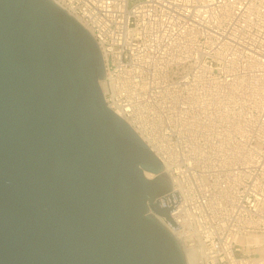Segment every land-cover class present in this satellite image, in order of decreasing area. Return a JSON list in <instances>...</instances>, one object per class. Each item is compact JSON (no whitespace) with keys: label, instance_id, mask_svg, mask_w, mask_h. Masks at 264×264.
Returning <instances> with one entry per match:
<instances>
[{"label":"water","instance_id":"obj_1","mask_svg":"<svg viewBox=\"0 0 264 264\" xmlns=\"http://www.w3.org/2000/svg\"><path fill=\"white\" fill-rule=\"evenodd\" d=\"M104 76L54 0H0V264H188L161 220L181 197Z\"/></svg>","mask_w":264,"mask_h":264},{"label":"built area","instance_id":"obj_2","mask_svg":"<svg viewBox=\"0 0 264 264\" xmlns=\"http://www.w3.org/2000/svg\"><path fill=\"white\" fill-rule=\"evenodd\" d=\"M54 1L97 41L107 104L178 191L175 226L161 220L188 264H264V0Z\"/></svg>","mask_w":264,"mask_h":264},{"label":"bare ground","instance_id":"obj_3","mask_svg":"<svg viewBox=\"0 0 264 264\" xmlns=\"http://www.w3.org/2000/svg\"><path fill=\"white\" fill-rule=\"evenodd\" d=\"M103 83H101L102 86ZM160 156V155H159ZM160 158L162 159V157L160 156ZM163 160V159H162ZM164 161V160H163ZM166 169L170 170V168L168 166H166ZM148 176H151V174H147ZM249 238H251L253 241H261V236H250ZM242 241H249L248 239H242ZM261 253L264 254V247L260 249ZM189 264H193L192 262H189Z\"/></svg>","mask_w":264,"mask_h":264}]
</instances>
